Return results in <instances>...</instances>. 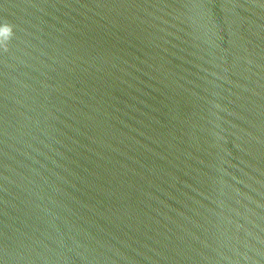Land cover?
Returning <instances> with one entry per match:
<instances>
[{
  "label": "water",
  "instance_id": "water-1",
  "mask_svg": "<svg viewBox=\"0 0 264 264\" xmlns=\"http://www.w3.org/2000/svg\"><path fill=\"white\" fill-rule=\"evenodd\" d=\"M9 25L15 264H264V0H0Z\"/></svg>",
  "mask_w": 264,
  "mask_h": 264
},
{
  "label": "clouds",
  "instance_id": "clouds-1",
  "mask_svg": "<svg viewBox=\"0 0 264 264\" xmlns=\"http://www.w3.org/2000/svg\"><path fill=\"white\" fill-rule=\"evenodd\" d=\"M8 27V33L6 36H4L2 39H0V46L4 44L6 40H8L12 36V26H7Z\"/></svg>",
  "mask_w": 264,
  "mask_h": 264
}]
</instances>
